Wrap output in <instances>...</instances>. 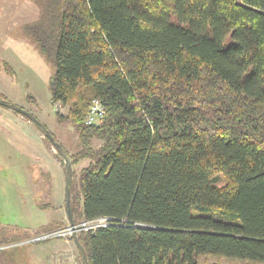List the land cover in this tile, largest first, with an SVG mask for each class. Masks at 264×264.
<instances>
[{
    "label": "trees",
    "instance_id": "16d2710c",
    "mask_svg": "<svg viewBox=\"0 0 264 264\" xmlns=\"http://www.w3.org/2000/svg\"><path fill=\"white\" fill-rule=\"evenodd\" d=\"M33 1L25 33L79 147L58 142L88 160L72 219H107L76 237L87 264H264V0Z\"/></svg>",
    "mask_w": 264,
    "mask_h": 264
},
{
    "label": "rangeland",
    "instance_id": "374dc122",
    "mask_svg": "<svg viewBox=\"0 0 264 264\" xmlns=\"http://www.w3.org/2000/svg\"><path fill=\"white\" fill-rule=\"evenodd\" d=\"M38 14L39 8L33 0H0V95L35 116L72 154L79 147L77 132L56 119V113L64 114L67 107L51 102L49 81L55 64L41 55L24 29ZM100 143L94 138L92 146L96 148ZM48 148L57 154L32 121L0 104V262L83 264L77 247L72 254L62 238L31 241L43 233L44 230H37L40 225L51 221L58 211V171L55 163L48 160L51 158ZM22 149L40 152L45 162L40 159L37 164L28 163L26 174L22 160L17 163L16 152ZM58 157L65 170L64 159ZM87 163L88 160H81L71 165V169L77 176ZM75 216L82 219L77 213ZM3 246L8 249L2 250ZM197 263L260 264L218 255L200 256Z\"/></svg>",
    "mask_w": 264,
    "mask_h": 264
},
{
    "label": "built area",
    "instance_id": "2783aa9c",
    "mask_svg": "<svg viewBox=\"0 0 264 264\" xmlns=\"http://www.w3.org/2000/svg\"><path fill=\"white\" fill-rule=\"evenodd\" d=\"M57 106V105H56ZM105 116V109L103 104L98 98H93L85 113L84 124L89 126L99 125ZM107 225V219L103 217L93 219H81L67 222L63 226H58L49 229L43 233L35 236L31 241H43L50 238H62L64 240H72L80 233L90 232L93 233L97 228Z\"/></svg>",
    "mask_w": 264,
    "mask_h": 264
},
{
    "label": "crops",
    "instance_id": "0c3cea01",
    "mask_svg": "<svg viewBox=\"0 0 264 264\" xmlns=\"http://www.w3.org/2000/svg\"><path fill=\"white\" fill-rule=\"evenodd\" d=\"M48 149H49L48 151L50 153L49 155H50L51 158H48V157L47 158H48L49 162L53 161L55 163L56 167H57V171H58L57 176H58V179H59L57 190H58V193H60V195L56 199L58 211H57V214L55 215V217L51 221H47L44 224L40 225L39 229H37V230H40V231L44 230L43 232L47 231L48 228H50L52 226H54V227L63 226L64 224L69 222L67 214H66V208H65L66 207L65 206V195H64L65 170H64V168L62 166V162L63 161L60 160V158L58 157V154L54 153L51 150V148H48ZM16 153H17V156L19 157V161H17V163L21 162V160H22L23 165L25 166L24 172L26 174L28 173V170L26 169L28 163L37 164V162H40V159H43L42 157H45L40 152H37V151L32 150V149H30V150H23L22 149L20 152H16ZM6 154H7V152L4 153V155H6ZM43 162H45V158L43 159ZM41 205L42 206H46L45 204H41ZM63 241H64V244L68 248H70V250L72 251V254H73L75 247H77V245L75 244L74 240L72 239V240L67 241V240L63 239ZM6 248H7L6 246H3L2 250H5ZM52 260L54 261V259H52ZM57 260L59 261V256H58ZM8 263L9 262L5 261V260L0 262V264H8Z\"/></svg>",
    "mask_w": 264,
    "mask_h": 264
},
{
    "label": "water",
    "instance_id": "95a60500",
    "mask_svg": "<svg viewBox=\"0 0 264 264\" xmlns=\"http://www.w3.org/2000/svg\"><path fill=\"white\" fill-rule=\"evenodd\" d=\"M0 104L7 106L8 108L14 111H17L18 113L26 116L34 124H36L40 128V131L42 132L43 136L47 138V140L50 142V144L56 150V152H58L64 159V163H65V186H64L65 206H66V213H67L68 220L70 223H72L73 219H72V214H71L70 198H69L70 197L69 182H70L72 169H71V162H70L68 155L65 153L64 149L62 148L58 140L51 134L50 130L42 122H40L35 116H33L31 113H29L28 111H26L25 109H23L22 107L16 104L4 102L1 99H0ZM73 240L81 253V258L83 259L84 264H87L86 253H85L84 248L79 244L76 237H74Z\"/></svg>",
    "mask_w": 264,
    "mask_h": 264
}]
</instances>
